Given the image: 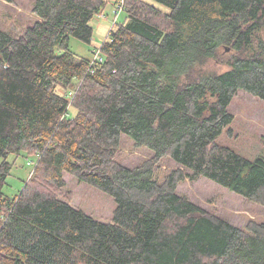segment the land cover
Masks as SVG:
<instances>
[{
  "label": "trees",
  "instance_id": "obj_1",
  "mask_svg": "<svg viewBox=\"0 0 264 264\" xmlns=\"http://www.w3.org/2000/svg\"><path fill=\"white\" fill-rule=\"evenodd\" d=\"M153 1L165 9L126 0L93 66L70 38L91 43L108 0H35L32 24L0 27V264H264V221L242 228L177 190L204 176L264 207V157L218 141L239 90L264 100V0ZM123 137L151 161L124 164ZM22 152L37 160L12 197ZM165 158L179 167L161 180ZM65 173L111 195L112 218L75 207Z\"/></svg>",
  "mask_w": 264,
  "mask_h": 264
},
{
  "label": "rangeland",
  "instance_id": "obj_2",
  "mask_svg": "<svg viewBox=\"0 0 264 264\" xmlns=\"http://www.w3.org/2000/svg\"><path fill=\"white\" fill-rule=\"evenodd\" d=\"M150 1L162 8L165 7ZM35 0H16L6 2L0 0V27L5 30H20L32 24L36 17L32 12ZM126 19V12H121L117 22ZM116 16L113 6L107 5L104 14H96L91 25L94 34L91 43L84 42L76 37L70 38V50L80 58L92 59L93 49H98L110 35ZM225 48H223V51ZM226 66L219 60L212 58L204 65L205 70L222 72ZM230 111L234 114V121L224 128L218 141L232 148L250 160L258 156L264 157V100L244 90H239L234 97ZM120 155L124 164L134 166L151 161V152L145 147H138L128 138L123 137ZM37 156L22 152L20 155L12 154L10 161L13 169L7 178L4 187L6 195L15 196L24 186L31 175ZM179 166L171 159H162L153 164L157 178L165 180L166 176ZM66 191L73 193L72 204L82 208L97 219L110 220L116 206L114 198L106 192L80 182L74 175L65 173ZM178 193L186 195L190 200L203 208L217 212L231 223L244 228L250 221H264V207L249 201L242 195L231 191L220 184L204 177H187L177 186Z\"/></svg>",
  "mask_w": 264,
  "mask_h": 264
},
{
  "label": "built area",
  "instance_id": "obj_3",
  "mask_svg": "<svg viewBox=\"0 0 264 264\" xmlns=\"http://www.w3.org/2000/svg\"><path fill=\"white\" fill-rule=\"evenodd\" d=\"M108 1H109V4H111L113 6L114 13H115V16H116V20H118V17L120 15V13L123 12L122 8L126 4V0H108ZM101 61H103V55H102V50H101V46H100L98 49H95L93 51V57L90 60L91 66H93V65H95V64H97L98 62H101ZM69 96H70V98H72L74 96V92L73 93L71 92Z\"/></svg>",
  "mask_w": 264,
  "mask_h": 264
},
{
  "label": "bare ground",
  "instance_id": "obj_4",
  "mask_svg": "<svg viewBox=\"0 0 264 264\" xmlns=\"http://www.w3.org/2000/svg\"><path fill=\"white\" fill-rule=\"evenodd\" d=\"M122 11H125V5H124V7L122 8ZM117 23V20H115V22H114V24H116ZM112 30V29H111ZM111 30H110V32H111ZM110 34V33H109ZM95 49H93V51H94ZM93 51H92V53H93ZM69 98V100L71 99L70 98V96L68 97Z\"/></svg>",
  "mask_w": 264,
  "mask_h": 264
}]
</instances>
